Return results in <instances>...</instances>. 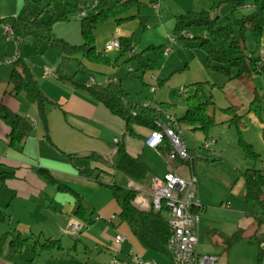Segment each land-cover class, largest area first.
I'll return each mask as SVG.
<instances>
[{
    "label": "crops",
    "instance_id": "0c3cea01",
    "mask_svg": "<svg viewBox=\"0 0 264 264\" xmlns=\"http://www.w3.org/2000/svg\"><path fill=\"white\" fill-rule=\"evenodd\" d=\"M140 1L142 7L140 13L138 12V17L145 20V23H142V25L145 28L156 27L162 34L161 37L167 39L165 42L160 38L159 42L163 43L161 44L162 48L158 47L154 49L156 52L158 50L160 52V56L155 62V70L157 71L155 75H157L156 78L159 82L164 80L160 83L163 85L167 76L179 67L178 60L174 54L172 52L165 54L164 52V48L168 45L167 41L170 38V32L165 28L166 23L163 19L167 14V10L163 7V4L167 5L173 16L176 17V15L185 13L186 11L197 10L199 0H193L190 4L183 3V0H175L176 2H172V0ZM178 2L180 3L178 4ZM20 8L21 0H0V19L16 16ZM0 25L2 26L1 30H3V33L9 35L10 33L5 30L7 25L1 22ZM188 33L191 36H187ZM114 35L120 39L122 36L131 37L128 29L120 26L116 27L114 33L108 35L103 43L97 41L96 38L98 49L105 50L111 59V64L109 65L91 64L89 62L90 66L92 65L95 68V70L90 69L95 74L92 76H95L100 83L96 85H103L101 83L104 79L110 76L106 74L104 67L119 64L116 59L117 56L114 57L115 52L110 51L109 53L105 49L106 44ZM208 35L209 30L207 27L193 26L186 32L185 37L199 39ZM16 51L18 55L17 45ZM132 53L131 57L137 56L138 51L136 48ZM14 54V48L9 53L3 54L0 52V105L5 104L14 112L21 113L31 123L33 119L37 120V124L33 125L32 123L34 128L30 136L21 143L12 146L9 142L11 128L0 119V173L12 172L14 174L6 179L0 178V212L5 215L4 217L0 216V236L5 232L14 231L20 232L25 237L33 236L34 238L31 240V244L16 252L11 251L9 240L6 241L0 248V264H104L98 260L99 256H94V248L99 249L102 246H104L102 249L105 250L106 248L107 251L114 252L115 255L111 253V256H115L116 260L123 261L124 264H138L132 262L131 252L138 253L143 259L145 258L150 249L143 247L131 232L129 226L119 218L120 205L117 199L114 197L110 198L104 204H94L93 202L95 195L101 188L99 186L101 175L106 173L115 177L122 173H116L112 168L84 157L98 153L106 160L112 161L119 142H124L128 152L134 156H140L141 160L150 169V176L145 182H137L129 177L126 178V185L128 187H134L139 190L135 203L141 208L148 209L152 205L150 188L153 176H164L167 172L174 171L185 179L196 178L197 194L201 204L199 208L201 219L198 234L201 229L207 228L210 235V241L207 246L205 245L201 248L199 243V251L217 254L216 246L224 247L221 244V238L218 235L211 234V230L213 229L232 234L239 228H243L247 237L258 234L263 236L264 239V224L257 226L255 220L252 219L253 217L250 220L246 211H243L244 205H235L231 201L229 203L222 202L215 209L210 208V205H208L209 201L204 195L203 187L199 188V177L196 176V171L194 170L195 160L193 156L196 154V151L188 147L191 159L182 160L191 164V172H188L185 168H179L175 161H172L174 158L171 157L172 148L169 140L166 139L167 141L161 142L158 146L151 147L147 141L152 130L140 125L133 126L138 134L137 136L128 134L124 118L111 112L106 105L97 100L91 93L77 87L69 79L67 81L72 84L67 86L69 90L66 94L60 92L56 95V92H59L58 89H61L62 84L54 80L51 83L43 81L42 87L40 85L49 97V105L51 104L49 109L47 108L48 129H45L41 125L37 106L29 102L22 93L18 96L10 93L11 84L9 83V78L12 64H8L7 61ZM203 57L201 53V58L199 57L201 61H203ZM14 58L12 57V59ZM186 63L188 64V62ZM85 64L89 66L87 63ZM44 68L43 76L48 77V75L44 74ZM128 72L131 73L130 71ZM116 76L120 79L118 81L120 83L121 78L118 75ZM36 77L39 79V76ZM56 78L59 79L58 76ZM113 86L115 87L114 84ZM121 87L120 85L119 88ZM122 88L124 89V87ZM54 90L58 91L55 92ZM127 92L130 94L133 102L145 104V102L134 100L131 93ZM51 96H54L53 98L55 99H51ZM146 103L153 104L151 101ZM170 110L168 111L170 116L179 117L176 114L170 113ZM167 153H169L170 158L167 156ZM71 154L75 157H71ZM85 167L96 168L97 171H95L94 177H97V179L87 177L79 172L81 168ZM41 170L50 172L59 183L71 187L92 204L94 212L89 215L92 222L84 225L79 234H73L69 231L71 224L78 218L76 210L79 202L70 192L59 189L57 183H50L45 173L41 172ZM243 171L242 178L235 182L232 186V191L238 195L243 192L245 198ZM208 211L223 213L227 215V218L222 222L212 221V219L207 222L203 218V213ZM247 219L249 220L248 224L252 226L251 231H247V228L241 225L242 220L245 221ZM120 234L125 237L122 243L116 241V236ZM35 238H38L41 242L47 238L60 239L63 247L54 249L51 252L39 251L37 250L38 248L35 251L32 243ZM246 240L248 239L245 238L228 250L225 249V253L220 252L218 254L220 256L219 264H248L245 255L242 253L245 246H240V243ZM92 242L96 246L91 244ZM212 244L216 246L212 247ZM168 257L170 256L168 255ZM257 257L258 250H255L252 258L249 259V264H256ZM113 260L115 261L114 258Z\"/></svg>",
    "mask_w": 264,
    "mask_h": 264
},
{
    "label": "trees",
    "instance_id": "16d2710c",
    "mask_svg": "<svg viewBox=\"0 0 264 264\" xmlns=\"http://www.w3.org/2000/svg\"><path fill=\"white\" fill-rule=\"evenodd\" d=\"M58 0H48V5H52ZM67 8L60 11H53L48 20H43L38 14H31L25 4L16 16L0 19L4 25L11 27L10 33L18 46V55L11 62L12 71L9 78L11 91L15 96L23 94L26 99L35 104L39 110L40 121L45 129H48L47 105L50 103L49 97L40 87L35 78L31 65L22 52L23 43L33 37L38 41H46L50 47L57 49L63 60H77L80 63V70L85 73L87 65L83 62L85 57L92 63L109 65L111 59L105 50H99L96 43L95 30L99 23L114 19L117 23L134 18L138 15L142 7L140 0H95L100 9L93 16L87 14L82 19L83 42L74 44L67 39H55L52 37L51 30L53 25L59 21H66L71 14L82 11L86 0H62ZM211 3L210 9L189 10L185 13L176 15L175 32L181 37H185L186 32L193 26H204L209 30V35L200 38V46L206 52L207 64L217 71L226 72L230 78H239L242 81H253L257 76L264 74V52L258 53V50L249 45L253 41L260 43L264 35V0H253L252 11L241 16L237 11L247 6L248 0H208ZM229 3L232 6L230 15L227 17V23L218 26V16H214L219 9ZM136 9V13H130ZM121 56L133 52L135 44L132 37L122 36ZM215 42H220L217 46ZM158 47V46H157ZM253 48V49H252ZM137 57H130L127 61ZM236 69L234 74L232 70ZM59 79H69L74 84L91 93L97 100L106 105L111 112L125 119L127 133L137 136L134 125H140L154 130L161 129V125L173 126L175 123L182 127L186 125L192 129H201L209 133L213 126L217 124L214 115L215 100L209 91V81H198L193 83L194 92L185 98L186 111L180 117L170 116L168 111L173 104L167 101H156L152 103H136L131 99L130 94L122 87L116 89L113 84L109 85H91L87 86L84 82L75 78L73 75H58ZM164 80H161L162 83ZM212 108V109H211ZM262 97L255 91V96L249 104L248 112L261 117ZM211 109V110H210ZM223 111L230 115L229 122L239 130V145L244 152L249 166L243 171L245 178V201L247 216L253 215L257 226L264 224V167L258 168L257 165L263 161V158L255 149L253 143L247 141L242 134V128L245 127L244 114H240L238 107L231 104ZM213 111V112H212ZM0 119L11 128L9 142L12 146L24 141L31 135L34 126L30 120L21 113L14 112L7 105H0ZM165 141H167L165 139ZM71 157H75L73 154ZM84 158L99 162L112 168L115 172H120L124 176L137 182H145L150 176V169L141 160L140 156L130 154L124 142H119L117 150L112 161L106 160L101 154L93 153ZM253 163V164H251ZM96 168L85 167L79 172L87 177H94ZM45 173L50 183L58 184L59 189L70 192L79 202L76 210L77 219L84 225L90 224L92 219L89 217L94 212L92 204L78 192L66 184H61L50 172L41 170ZM12 172H1L0 178L13 176ZM97 179V177H94ZM101 184L109 187L120 205L119 218L126 223L131 232L140 241L146 249L163 252L167 254L166 244L171 234L169 218L164 215L165 210H156L153 206L148 209L139 207L135 199L139 190L129 187L126 195L122 197L118 189L123 187L113 183L100 181ZM116 187L118 189H116ZM257 207V211H250V206ZM0 216L5 215L0 212ZM212 235H218L221 238V244L225 249H229L241 240L247 238L250 243L255 241L258 244V257L256 264H263L264 261V239L263 236H246L243 228H239L232 234L213 229ZM33 236L25 237L20 232H5L0 236V248L9 240L11 251H21L26 245L31 244ZM33 247L39 251H49L62 248L60 239L47 238L40 241L35 238Z\"/></svg>",
    "mask_w": 264,
    "mask_h": 264
},
{
    "label": "rangeland",
    "instance_id": "374dc122",
    "mask_svg": "<svg viewBox=\"0 0 264 264\" xmlns=\"http://www.w3.org/2000/svg\"><path fill=\"white\" fill-rule=\"evenodd\" d=\"M176 1L172 0V2ZM192 2L193 0H183L185 4H190ZM252 2L253 0H248L247 6L238 10L237 14L241 16L251 12ZM179 3L180 2H178V4ZM25 4L31 14H38L43 20H48L53 11L62 12L67 8L65 2L62 0H58L52 5H48V0H21V8ZM198 4L197 10L210 9L211 6L208 0H199ZM163 7L167 10V14L163 19L166 23L165 28L170 32V36H175L178 40L177 43L173 45L171 52L178 60L179 66L176 71L167 76L165 83L161 85L156 78L157 75H155L157 73L155 70V62L160 56V52L159 50L156 52L154 49L158 47L162 48L161 44L163 43L159 42L160 38H162V34L156 27L145 28L142 25V23H145V20L139 18V14L120 24L114 19L98 24L95 30L97 41L103 43L108 35L114 33L116 27L124 26L128 29L129 35L132 37V41L138 51L137 57H133L127 61L133 54L132 52L121 56L120 49L106 47L105 49L109 53L110 51L115 52L114 57L117 56L116 59L119 64L116 66H106L104 70L106 74L110 75L109 77L118 75L121 78L120 83L114 84L116 89H119L121 85L125 90L131 93L134 100L139 102L146 103L151 101L153 104L158 100L171 102L173 107L170 113L176 114L179 117L186 111L187 105L185 98L193 93V83L197 81H209L207 88L211 91L216 102L214 115L217 124L212 127L208 134L201 129H192L191 127L183 125L182 137L185 138L187 147L196 151V154L193 156L195 160L194 170L196 171V176L199 177V188L203 187L204 195L209 201L208 205H210V208L215 209L219 207L222 202L229 203L232 201L235 205H244L243 211H245L246 201L244 193L241 192L239 195L236 194L232 191V186L242 178V171L246 169L249 162L246 160L244 152L239 145V130L229 122L231 116L226 114L222 108L234 104L238 107L239 113L244 114L245 127L242 128L243 137L254 144L255 149L260 152L263 158V161L259 163L257 167H264V74L257 76L253 81L245 82L239 78H230L226 72L217 71L208 66L207 57L205 56L206 52L200 46V38H184L177 34L175 32L176 17L173 16V13H171L167 5L163 4ZM99 9L100 5H98L95 0H86L84 12L88 16H93ZM231 10V4L225 3L219 11L214 14V16H218V26L227 23V17L230 15ZM136 11V9H133L130 13L135 14ZM84 12L79 11L73 13L68 20L56 22L51 30L52 37L55 39H67L74 44H81L83 42L82 19L85 17ZM1 29L2 26L0 25V49L2 50H0V52L3 54L9 53L10 50L14 48L15 54L12 56L14 58L17 55V44L10 34L5 35ZM189 36L191 35L189 34ZM162 40L166 42L167 39L162 38ZM167 44V46H169L170 39H168ZM215 44L218 47L221 46L220 42H215ZM248 44L253 46L256 50L259 49L258 53L259 51L262 52L264 50V35L260 43L256 44L249 40ZM22 52L28 59L32 72L41 87L43 81L51 83V81L53 82L54 80L62 84L61 89L57 88L59 92H56L58 90H54L56 95L60 92L63 94L68 93L69 87L67 88V86L72 84L67 81V79H57L56 74L62 76L75 74V78L83 82H87L92 75H95L93 74L94 72L90 70L91 68L95 70V68H93L92 65L90 66V61H87L85 57H82V60L89 66L86 72L83 73L80 70L81 66L79 61L63 60L57 49L50 47L46 41H38L33 37H29L23 43ZM201 53L205 57H203V61L200 60ZM12 57L8 58V60H11ZM186 62H188V64ZM91 64L93 63L91 62ZM46 66L52 71L51 74H48V77L43 76V68ZM129 68H133L131 73L128 72ZM236 72V69L232 70V73L235 74ZM36 76H39V79ZM54 85L57 87L55 83ZM152 87H156L157 90L152 91ZM182 88L183 94H180ZM255 91L262 97L261 117L248 112L249 104L255 96ZM53 97L51 99L54 100L55 98ZM49 106H51V104H48V109ZM41 125H43L42 122ZM207 143L211 144L210 147L206 146ZM167 156L170 158L169 153H167ZM172 161H175L179 168H185V170L191 172V164L183 162L179 158L173 159ZM126 178L127 176L122 174L114 177L104 173L101 175L100 180L108 183L116 181L117 185L123 187L122 189L116 187V189H118L120 195L124 197L129 189L126 185ZM99 186H101V188L94 197V204H104L110 198H115L114 193L109 187L100 182ZM195 190L197 191V188H195ZM249 210L256 212L258 209L251 205ZM164 215L169 218L167 212H164ZM252 217L253 215H249L248 218H250V220H255L254 217ZM203 218H205L207 222H209L210 219H212V221L222 222L227 218V215L208 211L203 213ZM248 221V219L245 221L242 220L241 225L246 227L247 231H251L252 226L248 224ZM208 232V229L204 228L201 229L198 234L201 248L205 245L207 246L210 241ZM91 244L96 246L93 242ZM240 244V246H245L242 253L245 255L246 261L249 264V259L252 258L253 252L258 250V244L256 241L252 244L249 240ZM211 246L215 247L216 245L214 246L212 244ZM102 248H104V246L99 249L94 248V256H99V261L104 264H124L123 261L116 260L115 256H111V253L115 255L114 252ZM215 249L217 254L226 252L225 248L222 246H216ZM144 259L156 261L159 264H173V259L168 257L166 253L154 250H148Z\"/></svg>",
    "mask_w": 264,
    "mask_h": 264
},
{
    "label": "built area",
    "instance_id": "2783aa9c",
    "mask_svg": "<svg viewBox=\"0 0 264 264\" xmlns=\"http://www.w3.org/2000/svg\"><path fill=\"white\" fill-rule=\"evenodd\" d=\"M86 15V13L84 12ZM6 32L11 33L10 26L5 27ZM189 33L187 34V36ZM170 44L165 47V54H169L173 45L177 43L175 36H170ZM107 48H121V42L118 36L114 35L107 43ZM264 52V50L262 51ZM14 59L8 60L11 63ZM133 68H129L131 72ZM49 67L44 68V74H51ZM56 76H58L56 74ZM119 78L106 77L101 83L103 85L118 83ZM87 86L100 84L95 76L89 78L85 83ZM156 90V87L152 88ZM183 93V88L180 90ZM33 125L37 124V120L33 119ZM183 129L180 124L175 123L173 126L161 125V129L154 130L147 143L151 147L158 146L165 139L171 144V157L179 158L186 161L191 159L189 148L182 137ZM210 143L206 146L210 147ZM196 178L185 179L174 171L167 172L164 176H153L151 179L150 193L152 197V205L156 210H165L169 215L170 236L168 238L166 248L170 258L174 264H219L220 256L215 253H203L199 251L198 230L201 219L200 201L197 191ZM84 227V223L75 219L69 227L71 233H79ZM125 240L123 235H118L116 241L122 243ZM133 263L138 264H158L152 260L143 259L138 253H130Z\"/></svg>",
    "mask_w": 264,
    "mask_h": 264
}]
</instances>
